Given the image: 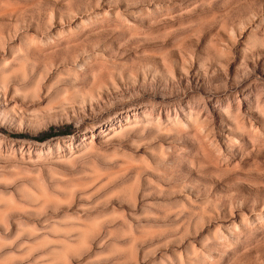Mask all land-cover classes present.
I'll use <instances>...</instances> for the list:
<instances>
[{"label":"rangeland","instance_id":"374dc122","mask_svg":"<svg viewBox=\"0 0 264 264\" xmlns=\"http://www.w3.org/2000/svg\"><path fill=\"white\" fill-rule=\"evenodd\" d=\"M0 264H264V0H0Z\"/></svg>","mask_w":264,"mask_h":264},{"label":"trees","instance_id":"16d2710c","mask_svg":"<svg viewBox=\"0 0 264 264\" xmlns=\"http://www.w3.org/2000/svg\"><path fill=\"white\" fill-rule=\"evenodd\" d=\"M48 129L51 131V127H49ZM48 134H49V132H46L44 135H48Z\"/></svg>","mask_w":264,"mask_h":264}]
</instances>
